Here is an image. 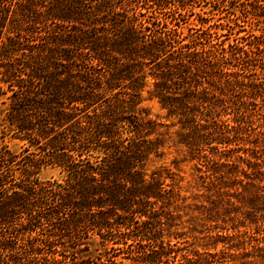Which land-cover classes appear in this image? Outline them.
I'll list each match as a JSON object with an SVG mask.
<instances>
[{
	"label": "trees",
	"instance_id": "trees-1",
	"mask_svg": "<svg viewBox=\"0 0 264 264\" xmlns=\"http://www.w3.org/2000/svg\"><path fill=\"white\" fill-rule=\"evenodd\" d=\"M196 1L0 0V132L23 142L0 148V264H264V0L227 44L180 29Z\"/></svg>",
	"mask_w": 264,
	"mask_h": 264
},
{
	"label": "rangeland",
	"instance_id": "rangeland-1",
	"mask_svg": "<svg viewBox=\"0 0 264 264\" xmlns=\"http://www.w3.org/2000/svg\"><path fill=\"white\" fill-rule=\"evenodd\" d=\"M247 1L248 0H199V2L196 1L194 5H188L186 10L182 9L183 15H179L181 25L180 29L184 33H189L190 28L192 27L194 28L202 26L203 28H210V30L213 32V35L219 40H225L226 44L229 41H232L234 38L247 36V31H251V28L244 21L245 18L242 17V19L237 20L233 19L235 17L234 13L241 15L240 11L243 8L244 2ZM175 2L178 3V1ZM170 26L172 25L170 24ZM4 100H6V96L1 97L0 99V122L4 114L3 111L7 107L6 103H2V101ZM142 105L150 107L152 114H165V111L160 108L156 100H146L143 102ZM177 130L178 126H171L168 128L169 134L172 135L171 137L175 136V132ZM22 144V141L18 139H12L9 135L2 137L0 132V148L2 146L7 145L11 150L18 152L22 150ZM249 145L251 146V144ZM166 152V155L156 160L151 165V168L163 167L168 165L174 158L181 160L187 156L185 148L181 146H172L171 148L167 149ZM196 162V160H187L181 162L180 171H177V173L182 177V181H180L181 184L190 187L187 191L188 195L197 197L196 199L200 197L201 200H204L207 195L214 193V191L212 190V192H210L207 190V188L211 187V185L209 184V178H207L206 181L202 183V180L199 177L200 173L196 170L194 166ZM202 170L205 171V167H203ZM38 177L41 180H47L52 178H61L62 174L59 173L58 169L45 167L38 173ZM231 191L236 192V190ZM228 198L235 205H239V198H237V196H231ZM192 201V197H190L188 199V202ZM244 211H246L245 207L241 209V212ZM232 215L238 216L236 227L237 229H239V223L243 220L242 213L233 212ZM263 227L264 226H261L260 229H263ZM240 229L241 231L246 230V228L243 226H241ZM254 229V227H251L250 231L253 232ZM260 233L262 234H254L256 235V237H261L262 235H264V231ZM195 235L197 236H190L188 238V242L180 244V246L184 247L182 252L185 251L187 253H192L193 251L195 252L196 249L201 250L202 243L204 242V239H202L201 237H203L204 234ZM249 246L250 245H248V247ZM219 248L224 247L220 245Z\"/></svg>",
	"mask_w": 264,
	"mask_h": 264
}]
</instances>
